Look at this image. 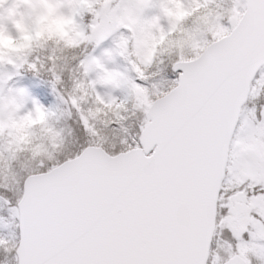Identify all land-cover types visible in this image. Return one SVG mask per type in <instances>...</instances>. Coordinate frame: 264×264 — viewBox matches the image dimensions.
Here are the masks:
<instances>
[{
  "label": "snow or ice",
  "instance_id": "6c2138e0",
  "mask_svg": "<svg viewBox=\"0 0 264 264\" xmlns=\"http://www.w3.org/2000/svg\"><path fill=\"white\" fill-rule=\"evenodd\" d=\"M53 2L80 41L0 61V123L43 116L39 150L0 131V264H264V0L150 59L165 0Z\"/></svg>",
  "mask_w": 264,
  "mask_h": 264
},
{
  "label": "rangeland",
  "instance_id": "374dc122",
  "mask_svg": "<svg viewBox=\"0 0 264 264\" xmlns=\"http://www.w3.org/2000/svg\"><path fill=\"white\" fill-rule=\"evenodd\" d=\"M164 15L169 20V28L164 31L159 23L153 24L145 33L142 44L146 51V58L154 52L158 44L164 45L166 38L174 31L175 26L186 14L198 16L199 0H165ZM17 19L14 21L16 34L10 35L5 30H0V48L10 55H18L30 50L31 45L36 41L32 37L30 30L35 28L37 21H49L50 29L57 31L64 36H70L74 29L73 13L62 14L58 11L53 0H24L23 7L17 12ZM195 41L191 45H194ZM172 46V44L170 45ZM174 76L167 79H174ZM54 97L50 94L49 100ZM43 123V116L37 114L35 118L26 117L20 122L5 121L0 123V131H7L9 137V147L16 150L20 146L31 145L39 150V144H33L39 137L33 134V128ZM250 147V146H248ZM245 238H247L245 236Z\"/></svg>",
  "mask_w": 264,
  "mask_h": 264
},
{
  "label": "trees",
  "instance_id": "16d2710c",
  "mask_svg": "<svg viewBox=\"0 0 264 264\" xmlns=\"http://www.w3.org/2000/svg\"><path fill=\"white\" fill-rule=\"evenodd\" d=\"M211 11L204 8L203 0H199V12L198 16L194 17V24L197 26L194 29H188L184 27L185 21L189 18H193L192 14H186L183 16L177 26L175 27L174 31L166 38L165 44L161 45L158 44L156 50L149 55V59L151 58L152 54L157 51V49H161L163 46V50L167 51L171 48H181L185 45H190L192 42L195 41L196 31L200 25H207L210 22ZM38 23L34 25L35 28L30 30L32 37L36 38V41L31 45V48L35 46H46L49 43H52L56 46H60L63 48H70L75 46L81 39V34L76 30L75 25L73 26L74 29L71 31V35L68 37L64 36L60 32L52 31L50 29V22L47 21H37ZM173 35L175 38L173 39ZM172 44V46H170ZM30 48V49H31ZM22 54L18 55H10L7 53L4 48H0V61H11L13 58H19ZM173 76L171 73V69H167L166 79L167 77ZM252 103H256L257 107L259 104L264 103V97L260 98L257 101L247 103V107H252ZM33 144H38L37 140L33 142ZM255 264V262H254Z\"/></svg>",
  "mask_w": 264,
  "mask_h": 264
}]
</instances>
